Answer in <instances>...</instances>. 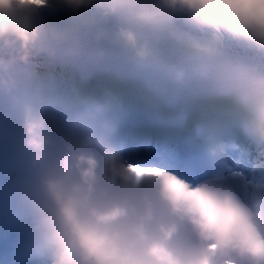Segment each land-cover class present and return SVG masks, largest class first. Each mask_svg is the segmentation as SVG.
I'll use <instances>...</instances> for the list:
<instances>
[{"label":"clouds","instance_id":"9594fccd","mask_svg":"<svg viewBox=\"0 0 264 264\" xmlns=\"http://www.w3.org/2000/svg\"><path fill=\"white\" fill-rule=\"evenodd\" d=\"M0 264H264V0H0Z\"/></svg>","mask_w":264,"mask_h":264},{"label":"bare ground","instance_id":"6f19581e","mask_svg":"<svg viewBox=\"0 0 264 264\" xmlns=\"http://www.w3.org/2000/svg\"><path fill=\"white\" fill-rule=\"evenodd\" d=\"M135 120H138L139 122H140V124L142 123V117H140V116H133L132 117V119L130 120V122H129V126L130 127H132L133 126V122L135 121ZM156 129V128H155ZM160 129H157V134H158V131H159ZM151 131L153 132L154 131V128L153 129H151ZM154 133V132H153Z\"/></svg>","mask_w":264,"mask_h":264},{"label":"rangeland","instance_id":"374dc122","mask_svg":"<svg viewBox=\"0 0 264 264\" xmlns=\"http://www.w3.org/2000/svg\"><path fill=\"white\" fill-rule=\"evenodd\" d=\"M136 121V120H135Z\"/></svg>","mask_w":264,"mask_h":264}]
</instances>
